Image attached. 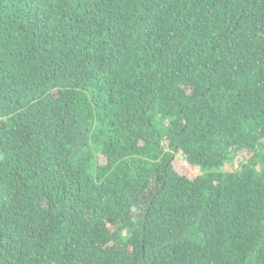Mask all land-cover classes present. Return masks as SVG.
I'll return each instance as SVG.
<instances>
[{"label":"trees","instance_id":"1","mask_svg":"<svg viewBox=\"0 0 264 264\" xmlns=\"http://www.w3.org/2000/svg\"><path fill=\"white\" fill-rule=\"evenodd\" d=\"M0 264H264V0H0Z\"/></svg>","mask_w":264,"mask_h":264}]
</instances>
